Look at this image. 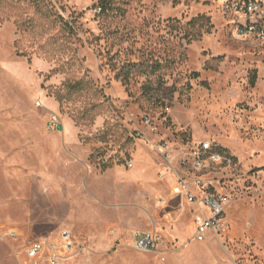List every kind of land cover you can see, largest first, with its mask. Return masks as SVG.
<instances>
[{
  "label": "rangeland",
  "instance_id": "1",
  "mask_svg": "<svg viewBox=\"0 0 264 264\" xmlns=\"http://www.w3.org/2000/svg\"><path fill=\"white\" fill-rule=\"evenodd\" d=\"M46 2L62 22L13 0L0 24V264H27V243L62 230L77 247L69 264H264V41L235 35L224 0ZM198 15L212 29L187 44ZM51 112L62 133L47 130ZM163 141L234 158L206 176L230 199L220 240L194 239L173 176L158 179ZM135 231H157L160 254L132 249Z\"/></svg>",
  "mask_w": 264,
  "mask_h": 264
},
{
  "label": "built area",
  "instance_id": "2",
  "mask_svg": "<svg viewBox=\"0 0 264 264\" xmlns=\"http://www.w3.org/2000/svg\"><path fill=\"white\" fill-rule=\"evenodd\" d=\"M223 9L232 17L235 35L241 39L264 41V2L262 0H224ZM36 108H43L40 102ZM145 123L149 120L143 116ZM46 128L62 133L64 126L58 114L51 112ZM162 158L164 171L158 174L164 179L171 174L175 179L174 195L181 196L193 208L194 239L203 241L208 233L220 240L226 226L225 210L229 196L214 186V180L206 176L214 170L231 169L235 160L212 142H194L185 147L163 141L153 146ZM132 161L127 163L131 169ZM162 200L158 202L162 204ZM111 233H114L111 231ZM163 238L157 231L135 232L130 247L146 254H160ZM77 247L69 231L62 230L54 240H33L27 243L21 255L27 264H69Z\"/></svg>",
  "mask_w": 264,
  "mask_h": 264
},
{
  "label": "trees",
  "instance_id": "3",
  "mask_svg": "<svg viewBox=\"0 0 264 264\" xmlns=\"http://www.w3.org/2000/svg\"><path fill=\"white\" fill-rule=\"evenodd\" d=\"M27 2L29 3L30 7L35 11V14L37 16L46 20H51L54 24L63 21L61 16L57 15L54 12V7L51 5V3L48 4L46 0H27ZM12 4L13 0H0V24L5 20L6 9H8V7H10ZM170 21H174L179 24L178 20ZM15 24L19 32L28 33L29 31L31 32V30L33 29L34 20L27 18L24 21L15 22ZM185 27L186 28H184L183 30V38L187 41V44L191 43L192 41L199 40L204 34H209L212 29L210 18L205 15H198L192 18L189 22H187ZM63 32L67 33V37L69 39H71L73 35H76V30L74 26L70 25L67 22L64 23ZM217 60H220V58H217ZM138 68L139 66L135 64H132V66L130 65L129 67H127V74L125 75V78H128L130 72ZM141 73L144 74L145 72ZM121 75L122 74L120 73L119 76ZM194 76L197 77L198 73H194ZM255 81L256 76L254 74L250 81L251 86H254ZM202 85L206 86L207 84L203 83ZM57 101L60 102L61 99L57 98ZM89 160L93 162V155L89 157Z\"/></svg>",
  "mask_w": 264,
  "mask_h": 264
},
{
  "label": "crops",
  "instance_id": "4",
  "mask_svg": "<svg viewBox=\"0 0 264 264\" xmlns=\"http://www.w3.org/2000/svg\"><path fill=\"white\" fill-rule=\"evenodd\" d=\"M37 102V101H36ZM35 102V103H36ZM38 102H40V101H38ZM43 106V108L44 109H46L45 107H44V105H42ZM53 113H55V112H53ZM47 121V120H46ZM37 135V134H36ZM44 147V146H43ZM225 151V150H224ZM155 152V151H154ZM226 152V151H225ZM156 153V152H155ZM227 154H229L228 152H226ZM158 155V154H157ZM230 155V154H229ZM133 163V162H132ZM133 167V166H132ZM158 176V175H157ZM172 177V176H171ZM173 178V177H172ZM159 179V178H158ZM160 181H163V180H165V178L164 179H159ZM173 180H174V185H175V179L173 178ZM174 187V186H173ZM175 193H174V189H173V194H172V196H176V195H174ZM184 199V198H183ZM159 200H162L161 202H162V204H160L158 201ZM159 200H157V203H158V205H164V203H165V201L163 200V199H159ZM188 206L190 207V209H191V211L193 210V208H192V206L191 205H189L188 204ZM228 207V206H227ZM111 231H113V230H109L108 232L110 233V234H114V233H111ZM114 232V231H113ZM135 232H139V231H135ZM135 232H133V233H135ZM150 232V231H149ZM133 233L131 234V240H132V235H133ZM140 233H143V232H140ZM194 237V236H193Z\"/></svg>",
  "mask_w": 264,
  "mask_h": 264
},
{
  "label": "bare ground",
  "instance_id": "5",
  "mask_svg": "<svg viewBox=\"0 0 264 264\" xmlns=\"http://www.w3.org/2000/svg\"><path fill=\"white\" fill-rule=\"evenodd\" d=\"M63 131H64V129H63Z\"/></svg>",
  "mask_w": 264,
  "mask_h": 264
}]
</instances>
